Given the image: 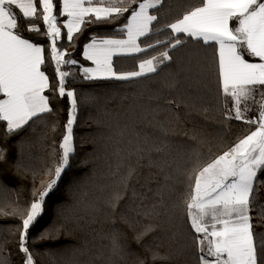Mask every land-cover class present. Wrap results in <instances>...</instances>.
<instances>
[{
	"label": "snow or ice",
	"instance_id": "6c2138e0",
	"mask_svg": "<svg viewBox=\"0 0 264 264\" xmlns=\"http://www.w3.org/2000/svg\"><path fill=\"white\" fill-rule=\"evenodd\" d=\"M170 10L168 0H0V122L6 124L4 137L51 113L52 98L67 97L70 102L58 163L48 169L50 178L41 182L42 190L33 193L30 205L12 212L21 218L17 232L22 264H37L27 246L30 227L41 217L46 197L70 167L75 151L78 95L66 87V79L73 73L62 66H78L84 81H131L157 73L173 61L170 51L185 43L181 37L213 47L225 119L255 126V130L222 154L212 156L209 150L205 157L200 151L202 129L195 123L191 129L184 125L194 115L207 118L208 109L197 110L175 100L162 104L159 95H149V105L136 121L122 124L119 113L105 107L99 123L108 129L102 134L103 147H113L114 164L108 165L111 185L103 186V197L90 201L85 191L74 202L76 211L66 217L75 225L74 231L46 230L38 239L59 240L62 235L89 229L100 237L102 244L91 256L87 241H74L66 249L71 256L65 264H180L187 249L175 222L176 211L181 209L192 234L196 264H264V205L259 203V188L264 186L260 179L264 174V0H189L178 18L161 23ZM129 12L126 22L116 29L124 38L92 34L90 42L83 44L82 56L94 67L66 58L71 54L58 49L62 29L71 44L86 30L83 25L111 24ZM20 19L25 21L26 31L49 41L47 58L44 45L23 36ZM32 21H42V25ZM164 30H170L167 39L156 38L143 47L138 42L141 37L151 40ZM158 47L163 51L140 59L138 70L118 72L113 66L114 57L148 54ZM49 61L54 63L56 83H50L42 70ZM176 86L174 79L167 83L169 88ZM86 99L99 102V97ZM6 159L7 149L0 145V162ZM181 188L182 198L175 199ZM0 215L8 213L0 208ZM97 225L101 226L99 232ZM79 257L89 259L82 262ZM0 264L6 261L0 260Z\"/></svg>",
	"mask_w": 264,
	"mask_h": 264
},
{
	"label": "trees",
	"instance_id": "16d2710c",
	"mask_svg": "<svg viewBox=\"0 0 264 264\" xmlns=\"http://www.w3.org/2000/svg\"><path fill=\"white\" fill-rule=\"evenodd\" d=\"M54 3H58V0H54ZM168 3L171 10L161 23L172 22L178 18L189 0H168ZM128 15L130 12L111 24L83 25L86 30L71 44L64 35L66 29H62L61 39L57 42L58 49L71 54L66 58L75 59L79 64L89 66L91 62L85 61L82 56L83 44L90 42L88 37L97 34L106 38H123L116 29L126 22ZM62 19L64 18L58 23H62ZM31 23L42 25V21ZM19 25L25 38L46 47L47 58L49 41L36 33L26 31L23 19L19 20ZM169 33L170 30H164L163 34H154L151 40L142 37L139 42L143 47L145 43H154L156 38L167 39ZM181 38L185 43L170 51V55L174 57L173 61L166 62L167 66L162 65L157 73L131 81L104 79L84 81L78 66L67 67L72 68L73 75L66 79V87L75 89L78 95L77 119L73 126L75 151L70 156V167L46 197L41 217L30 227L27 246L35 254L37 264H65L66 259L71 256V253H66V249L76 240L87 241L91 249L90 256L94 255L102 244L100 237L94 235L90 229L74 232L71 236L62 235L59 240H39L38 237L46 230L61 229L65 233L74 231L75 225L66 219L76 211L73 207L74 202L79 200L85 191L90 201L103 197L106 194L103 186L111 185L113 178L109 174L108 165L114 164L113 147L108 149L103 147L105 141L102 134L106 135L108 129L102 128L99 123L103 119L102 110L105 107L109 111L118 112L122 124L136 121L143 108L149 105V95H159L162 104L166 100H175L194 105L197 110L206 108L207 118L204 115H194L188 118L184 125L185 129H191L195 123L197 128L202 129L204 143L200 151L205 157L209 155V150L212 156L222 154L236 143L238 138L255 130V126L225 119L223 97L217 90L213 47L186 37ZM159 51H163V48L150 50L148 54L114 57L113 66L118 72L138 70L140 59L148 58ZM42 70L49 76L50 83H56L54 63L46 62ZM173 79L177 81V86L167 87L168 81ZM45 94L49 93L46 91ZM93 96L99 97L98 103L86 99ZM125 97L127 99H124ZM0 98H3L2 94ZM51 107L53 108L51 113L41 115L11 137H4L6 124L0 122V145L7 149V159L0 162V208L8 213L6 216L0 215V260L6 261V264H22L23 260V254L18 250L17 232L21 218L19 215L13 216L12 212L30 205L34 199L33 193L42 190L41 182H46L50 178L47 175L48 169L54 168L59 160L61 153L59 144L65 131L64 125L68 119L70 102L67 97H55L51 100ZM126 139L127 137L125 141ZM125 146L126 143L121 145ZM260 179L264 180V174H261ZM183 191L181 188L175 199H181ZM259 203L264 205V186L259 188ZM175 222L177 228L182 231L184 243L187 245L180 264H196L192 234L181 209L176 211ZM100 227L96 226L97 232L100 231ZM135 247L133 245V248ZM79 259L83 262L89 257Z\"/></svg>",
	"mask_w": 264,
	"mask_h": 264
},
{
	"label": "crops",
	"instance_id": "0c3cea01",
	"mask_svg": "<svg viewBox=\"0 0 264 264\" xmlns=\"http://www.w3.org/2000/svg\"><path fill=\"white\" fill-rule=\"evenodd\" d=\"M94 6H107V5H102V4H96V5H94ZM55 14V13H54ZM66 18V17H65ZM124 38V37H123ZM142 38V37H141ZM116 39H121V38H116ZM59 41V40H58ZM139 42V41H138ZM58 47V46H57ZM114 59V58H113ZM63 67V70H64V68L66 67V65H64V66H62ZM86 67H94V65L91 63V65H89V66H86ZM66 69H67V67H66ZM67 71H70V72H72V68H70V69H68ZM82 75V74H81ZM251 114V116H253V115H255V112H253V113H250ZM75 124V123H74ZM74 126V125H73Z\"/></svg>",
	"mask_w": 264,
	"mask_h": 264
},
{
	"label": "rangeland",
	"instance_id": "374dc122",
	"mask_svg": "<svg viewBox=\"0 0 264 264\" xmlns=\"http://www.w3.org/2000/svg\"><path fill=\"white\" fill-rule=\"evenodd\" d=\"M61 39V38H60ZM66 67H68V65H66ZM66 67L64 68V71H67L68 69H66ZM63 70V67H62ZM230 106V105H229ZM249 116H251V114L249 113Z\"/></svg>",
	"mask_w": 264,
	"mask_h": 264
}]
</instances>
